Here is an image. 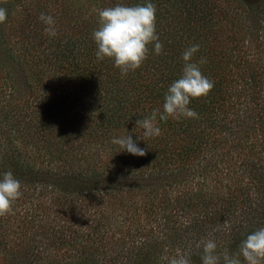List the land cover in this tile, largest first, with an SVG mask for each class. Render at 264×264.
I'll return each mask as SVG.
<instances>
[{"label":"trees","instance_id":"1","mask_svg":"<svg viewBox=\"0 0 264 264\" xmlns=\"http://www.w3.org/2000/svg\"><path fill=\"white\" fill-rule=\"evenodd\" d=\"M147 2L156 6L163 51L149 44L142 65L122 76L113 59L96 57L94 9ZM0 7L8 13L0 44L18 65L13 72L0 65V124L14 128L0 132V176L11 170L23 193L0 217L1 264H37L43 239L67 244L73 257L105 255V264L117 257L106 255L107 244H126L128 264L145 259L141 248L159 253L165 241L141 224L109 240L125 214H170L160 223L173 232L168 254L180 249L191 258L202 255L201 241L214 239L218 251L223 236L236 247L264 228L255 216L264 214V0H0ZM41 13L55 18L56 36L44 33ZM192 45H199L193 61L205 59L201 71L214 82L207 96L190 99L199 118L158 120L160 136L137 139L136 121L163 111ZM128 132L145 156L111 142ZM27 138L40 148L34 157L18 144ZM81 205V214H100L88 229L72 221ZM51 212L64 222L51 234L32 216L10 225L14 214Z\"/></svg>","mask_w":264,"mask_h":264},{"label":"clouds","instance_id":"2","mask_svg":"<svg viewBox=\"0 0 264 264\" xmlns=\"http://www.w3.org/2000/svg\"><path fill=\"white\" fill-rule=\"evenodd\" d=\"M94 11L98 15V27L92 32V39L97 46L96 57L98 60L105 57L113 59L122 76L142 65L147 59L149 44L154 43L155 54L162 53L163 44L156 32V6L152 2L133 6L116 4ZM7 15V9L0 7V23L6 21ZM39 20L45 25L46 35H57L56 20L52 15L41 13ZM198 50L199 45H192L184 50L182 75L165 93L163 111L155 109L149 116L136 121V127L142 129V135L137 139L146 140L160 136L158 120L166 122L169 118H199L198 113L188 107L190 99L207 96L214 87V82L201 71L200 65L206 63V60L202 58L199 62L193 61V56ZM111 142L132 155L147 154V150L139 147L129 132L113 137ZM21 188L20 180L11 170L0 176V217L12 213L14 202L23 195ZM225 224L227 225V221ZM201 246V264H264V228L247 235L238 250L231 254H218L214 239H207L196 245L197 248ZM162 259L167 261V264H192L190 255L180 249H177L174 255H165Z\"/></svg>","mask_w":264,"mask_h":264},{"label":"rangeland","instance_id":"3","mask_svg":"<svg viewBox=\"0 0 264 264\" xmlns=\"http://www.w3.org/2000/svg\"><path fill=\"white\" fill-rule=\"evenodd\" d=\"M248 2H255V1H261V0H246ZM4 2V1H3ZM0 65H1V69L6 68L8 69L10 72L13 71H17L18 65H17V60L14 58H10L8 57V53L7 51L4 49V46L2 44H0ZM5 72V71H4ZM1 76H3V72H0V85H2V78ZM1 88V87H0ZM4 130V131H3ZM0 132H2V136H5L6 134L8 135L9 132L11 134L14 133V128H9L6 127L2 124H0ZM13 137V136H12ZM30 138H27L26 141H22V143H18L22 146L23 150L26 152L27 155H30L31 157H34L36 152H38L40 150L39 147H36L31 141ZM41 143V141L39 142ZM48 203V202H47ZM56 208V205L54 206V210ZM79 209L81 211H79ZM84 206L81 205L80 207L77 208V212L76 214L72 215V221L74 224L76 225H80L83 223L84 228L88 229L90 227V225H93L97 222V220H95L97 217L100 216V214H81L80 212L84 211ZM90 211V210H89ZM73 214V213H71ZM126 216H128V222L125 224H122L121 232L119 233V231H114V235H112L111 237H109V240H114L115 238L117 239L120 236H123L125 231V226L132 224V225H140V227L143 228L144 232H147L146 234H152L153 235H159L158 236V240L160 241H165L163 242V244H161L158 248V250H160V252L158 253L155 251H152L146 248H141V253L142 255H146L145 259L142 258V256H139V261L140 263L138 264H158L159 262H163L165 260L162 259V257H164L165 255L170 256L172 254H174V252L172 254H168V251L171 250V248H169L168 243L171 244L170 239L172 238V234L173 232L170 234V231L166 228L164 229L160 223H162V221L164 220L165 216H170V214H125ZM14 218L11 219L10 221V225L12 227H15L16 224H20L21 220H27L29 219V217H33L35 218L34 223L37 222L36 225H42L43 228L47 229V233L51 234L52 232V227L53 229L56 231L59 228V225H62L63 219H57V215L54 212H51L50 214H14ZM134 219H138L139 222L137 221H132V219H129L131 217ZM256 217H264V214H255ZM177 215L175 214L174 218H176ZM260 219L261 221L263 219ZM71 219V218H69ZM256 219V218H255ZM114 220L111 221V223ZM137 222V223H136ZM112 229H116L113 227V225L111 226ZM113 231V230H111ZM162 233H166L169 235V237L166 236H162L160 234ZM39 237V236H38ZM38 237H35L34 240H37ZM127 240V239H126ZM220 244L221 246L219 247V250L217 251L218 254H220L221 256L225 253L228 252L229 254L234 253L238 250L239 245L241 243L238 242L239 244L236 245V247L232 246V244L235 242L233 240H231L230 236H226V237H222L220 239ZM119 243V242H118ZM118 243H112V244H107V246H104L105 248V252L106 255L108 254H115L117 253V257H116V261L113 264H123V263H127V260L125 258H123L122 256L125 254L124 252V247L126 244H122L120 243L119 247L117 246ZM38 248L40 249L39 251H41V255L40 258L37 261H34L37 264H65V263H70V262H75L77 264H85V263H90V264H105L106 263V256L104 255H97V254H92L91 252H86L83 251V253L81 255H79V257H73L75 255L74 251L71 252L72 250L70 246H68L67 244H60V247H55V245H48L47 243L44 242L43 240H39L37 243ZM118 247V248H116ZM123 247V249L121 248ZM133 251V252H132ZM131 252V257L132 259H136L134 257V252L135 250H132ZM148 251V253L145 254V252ZM174 251V250H173ZM1 253V252H0ZM72 254V256H71ZM74 254V255H73ZM113 256V255H112ZM200 256H197L195 258H191L192 264H201V259ZM120 259V260H119ZM167 262V261H165ZM0 264H1V260H0Z\"/></svg>","mask_w":264,"mask_h":264}]
</instances>
